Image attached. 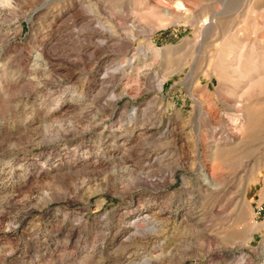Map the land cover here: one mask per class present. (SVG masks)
<instances>
[{"label":"rangeland","instance_id":"obj_1","mask_svg":"<svg viewBox=\"0 0 264 264\" xmlns=\"http://www.w3.org/2000/svg\"><path fill=\"white\" fill-rule=\"evenodd\" d=\"M0 264H264V0H0Z\"/></svg>","mask_w":264,"mask_h":264}]
</instances>
